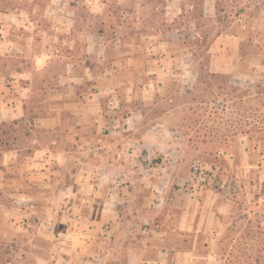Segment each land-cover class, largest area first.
<instances>
[{
  "label": "crops",
  "instance_id": "1",
  "mask_svg": "<svg viewBox=\"0 0 264 264\" xmlns=\"http://www.w3.org/2000/svg\"><path fill=\"white\" fill-rule=\"evenodd\" d=\"M104 7L0 0L5 264H196L212 257L198 248L211 247L232 205L264 185V146L254 161L236 129L215 155L210 132L196 147L174 81H159V42ZM209 67L238 72L226 60Z\"/></svg>",
  "mask_w": 264,
  "mask_h": 264
},
{
  "label": "rangeland",
  "instance_id": "2",
  "mask_svg": "<svg viewBox=\"0 0 264 264\" xmlns=\"http://www.w3.org/2000/svg\"><path fill=\"white\" fill-rule=\"evenodd\" d=\"M97 1L106 3L104 9L114 16L123 10L127 14L124 22L130 26L127 31L143 32L154 38L151 42H159V81H174L177 110L183 113L179 125L196 147L202 146L210 132L215 155L225 141L224 134L231 137L237 129L248 133L251 155L258 161L254 148L259 143L264 146V0H124L122 5L117 4L119 0ZM81 10L90 21L88 3ZM117 17L111 20L120 22ZM225 60L237 65L238 72L220 75L211 71V63ZM170 89L166 95H171ZM204 154L197 152V168ZM231 210L220 219L222 225L211 247L198 248L199 257H212L196 264L264 260V233L260 246L256 234L245 232L247 222L239 216L245 214V205L233 204ZM255 214L250 215L252 220ZM206 240L207 235L201 241ZM8 250L0 247V264L9 260Z\"/></svg>",
  "mask_w": 264,
  "mask_h": 264
},
{
  "label": "trees",
  "instance_id": "3",
  "mask_svg": "<svg viewBox=\"0 0 264 264\" xmlns=\"http://www.w3.org/2000/svg\"><path fill=\"white\" fill-rule=\"evenodd\" d=\"M200 16H203V13L201 11ZM254 200L250 203L248 202H239L238 205L244 204L245 205V214L239 215L242 217L243 220L247 222V226L245 228V232L251 233V234H256L255 239L259 242V245L261 246L262 243L261 240L259 239L262 234L264 233V185L261 189V191H255L254 192ZM256 213V214H255ZM256 215L253 217V220L250 218V215ZM251 221H254L255 226H252ZM259 239V240H258ZM252 246V248L257 247ZM251 259V257H250ZM252 262L251 260H240V261H228L227 264H264V260H261L259 257H256Z\"/></svg>",
  "mask_w": 264,
  "mask_h": 264
}]
</instances>
